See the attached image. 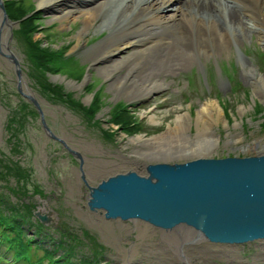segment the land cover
Segmentation results:
<instances>
[{
    "label": "rangeland",
    "instance_id": "1",
    "mask_svg": "<svg viewBox=\"0 0 264 264\" xmlns=\"http://www.w3.org/2000/svg\"><path fill=\"white\" fill-rule=\"evenodd\" d=\"M20 1L28 6V10L39 6L38 0ZM108 6L107 8H111V3H109ZM39 7L41 10L39 11L41 12L40 17L34 21V23L37 24V29L30 32L31 37L40 42V47L53 51L77 54V60L64 61L63 63L60 61L57 69L59 71L52 74H48L44 71L42 75L43 79L49 83V86L52 88H58L60 90L62 88V90L66 92L74 93L76 97H85L88 93H86L82 87L80 88L78 84L83 71H80L81 68H77V65L82 62V65H85V67L87 66L92 72L91 76L93 77L91 78H94V80L93 82L91 81V83L96 84L94 90L98 87L103 88L101 84L103 81L106 82L104 90L99 91L98 96H101L102 100L106 103V105L103 104L100 107V110L103 114L108 116L111 109L115 106L113 103L107 102L111 97L107 96L106 88L111 95H113L112 92L116 90L111 87V81L107 77L102 74V76L100 75L97 68H91L93 63L92 60L83 53V49L87 46L83 45L82 47H76L78 43V34L83 27L81 17H79L80 19L69 20V24L68 22H65V24L62 20L55 18V16L46 9L45 5H40ZM109 17L111 18V16ZM100 24L102 28H99ZM110 25L111 22L109 23L107 20H104V17L98 23H94V26L90 29L89 43L92 44L94 42L93 40L98 33L106 32V35L103 37L105 38L109 34ZM250 25H252V23ZM5 32L9 35V30H5ZM247 34L249 37L246 40L240 44L234 43L232 45L230 49L231 53L225 51L224 54L216 55L211 59L202 58L203 64L213 60L217 62V65L222 67H224L227 62L229 64L233 63L236 66L238 65L236 75L232 74L234 73L233 70L226 69L229 64H227L223 71L220 69L218 74H214L216 92H214L213 96L208 95L204 86L202 63L194 61L190 66H185L180 71L161 76L172 89L164 91V88H160L159 91L153 94L152 98L145 106L138 107L133 111L138 119L141 118L142 123L138 125L141 130H129V125H121L115 121H111L110 123L103 122L104 128L112 134V138L104 135V132L100 131V129L91 126L89 120H82L79 114L74 113L67 106L48 101L39 95L35 81L36 74L38 75L41 71H36L31 65L30 59L26 53L28 44L22 35H13L10 45L16 54H18L24 65L26 72L24 77L26 87L34 91L36 96L42 101L46 120L58 135L86 155V170L88 167L94 169L93 177H91L88 171L87 172L90 182L95 184L99 182V178H104L110 173H113L114 170L112 168L117 169L127 166L117 165L103 170L104 167L99 163L100 161L103 162L116 157L115 154L117 153V149L121 147L123 143H126L125 141L130 137L138 134L149 137L162 133L169 129V123H173L178 114L188 112L190 109L192 113H196L197 109H199L205 101L212 98L217 99V95L225 101V103L223 102V104H225L224 108L230 113L228 120L231 125L229 129L233 133L237 130L242 131L245 137L244 141H252V139L257 136L264 137V112L255 114V104L251 106L253 100L257 102L260 97H258V91L256 94L254 90L255 86L253 87L251 83L246 81L248 76L243 70L245 63L240 61V58H244L247 53H250L254 56L255 60L260 63L262 68H264V54H259V50L264 51V42L259 41L255 33L248 32ZM250 46H252L251 49H249ZM245 59L254 61V59L250 58ZM32 73L35 76H33ZM228 74H232L231 77L234 80L231 79ZM55 76H64L66 80H77L76 87H72L66 83L65 80H61L59 77ZM228 78L232 80L233 86L236 80L242 83H239L236 87L238 95L240 96L237 107L235 106L236 102H234L235 94L229 88ZM189 83L191 84L190 86L188 85ZM23 102H27V100L17 91L13 66L0 56V158H2V160H0V167L3 169L5 166L13 167L17 164L25 170H28L29 175V180H26V186L23 187L25 190H23V192L17 190L19 181L14 174L7 177L8 184H6L7 182L5 179L2 178V181L0 180L1 183L3 182L2 186H5L2 187V190L11 196L12 202L20 203L26 200L31 203V209L34 210L39 203L35 195V190L37 189L35 186L38 185L44 191L46 196L44 199L60 212L61 222L64 228L74 231L79 238L82 237L84 240L85 244L80 248L81 253L77 252L78 255H75L73 259L74 262L85 257L91 258L93 255L96 259L97 257L91 247V243H93L99 254V264H124L125 257L123 256L124 250L122 248L127 246V244H125L127 240L135 239L133 233L131 234L129 231L122 229L126 224L121 222L122 225H120L119 221L105 220L101 214L89 212L88 209L85 208L86 187L78 178V163L75 162L70 153L60 142L46 136L40 125L39 117L35 113L29 114V110L23 107ZM240 106L247 108L245 116L249 124L234 128L233 124L236 122L234 118L240 119L239 121L243 119L241 121L242 123L246 120L245 117L240 118ZM14 110H16L15 113L17 114V118L16 124H14L13 127L18 134L15 137L17 140L10 138L14 132H12V130H7L9 118L12 117V112ZM152 115H155L154 120L151 119ZM93 123H95V121H93ZM95 125L99 126L98 123ZM217 129H219L222 135L226 134V130H228L221 122H217ZM101 150L105 153H97ZM224 151L226 150H221V152ZM107 153L111 154L108 155ZM220 154L223 155L224 153ZM122 170L123 169L120 171ZM6 171L7 169L4 170V172ZM7 185L9 188L14 187L15 189H9L6 187ZM10 190H13L12 193ZM120 229L124 232L123 235H121ZM83 230L88 231L93 236V239H87V237L82 234ZM244 247H246L245 250H241V261H228L224 256H215L213 258L210 257L208 261L206 258L202 257V261H199V263L196 261V263L209 264V262L212 261L215 264H264L262 256L261 258L258 257L260 249H257L254 244ZM0 250L2 254L0 255V264H8L7 260H12L14 264H28L31 260L33 261V259H20V261L15 262V259L13 260V252L9 251L7 246L0 247ZM141 253L142 250H140L139 254L133 256L132 262L129 264H178L176 261L172 262L169 257H163L158 260L152 259V261H140L139 259L141 258L138 257ZM31 254L30 256L34 258L33 252H31Z\"/></svg>",
    "mask_w": 264,
    "mask_h": 264
},
{
    "label": "bare ground",
    "instance_id": "2",
    "mask_svg": "<svg viewBox=\"0 0 264 264\" xmlns=\"http://www.w3.org/2000/svg\"><path fill=\"white\" fill-rule=\"evenodd\" d=\"M201 1L199 11L192 8V3ZM232 2L236 3L233 4ZM108 8L104 20H107L109 34L101 39L89 43L90 29L94 21L100 16L104 7ZM38 0V5H45L55 18L64 23L72 19H80L83 22L82 30L78 34L76 47L87 46L83 53L92 60V68H97L100 75L111 79V87L118 93L135 98L144 96L154 90L166 86V80L162 75L177 72L185 66H190L194 61H201V56H214L223 49L229 50L231 43L239 39H232L230 31L235 28L257 34L259 41L264 42V30L257 19L256 6L262 7L264 12V0ZM230 4L229 20L223 17V8ZM237 6V8L235 7ZM221 7V12L219 10ZM245 19L241 20L240 15ZM234 23L231 17H235ZM111 16V18L109 17ZM199 17V22L195 18ZM109 18V19H108ZM66 24V23H65ZM102 28L101 24L99 28ZM211 29L212 38L209 39L207 31ZM5 38L2 44L5 47ZM83 41V42H82ZM239 42V41H238ZM124 71V72H122ZM250 80L254 84L258 97L264 95V74L258 73L256 68L250 69ZM101 75V76H102ZM65 80L72 87H76V81ZM250 81V82H251ZM262 94V95H260ZM262 99V97H261ZM241 114L247 111L240 107ZM155 119V115L151 116ZM234 128L242 126V122L235 120ZM217 122L224 124L228 130L222 135L217 129ZM231 124L225 117L218 100L205 101L196 115L184 112L178 114L173 123H169V129L157 135L149 137L142 134L130 137L126 143L117 149L116 157L106 161H100L105 170L117 165H127L122 168H112L114 173L123 169L132 168L141 175L147 174V166L155 163H181L186 160H194L199 157H221L220 153H234L236 155L254 153L264 154V137L257 136L252 141H244L242 131L233 133ZM130 149V150H129ZM125 150V152H124ZM221 150H226L221 152ZM97 153H105L103 150ZM110 155L109 153H107ZM229 155V154H228ZM120 169V170H119ZM91 177L93 168H87ZM101 181L102 177L99 178ZM130 227L136 231L135 242H130L124 249L125 259H131L139 253L142 246L149 244L145 249L147 256L153 254L169 255L172 262L176 260H194L199 253L205 257L224 256L233 261L241 259V247L231 244L207 243L203 237H199L193 229L179 225L170 232L155 227L144 221H135ZM148 239L151 241L149 242ZM199 247V252L187 253L185 245ZM157 245V251L152 245ZM264 251V240L255 244ZM183 249L181 251L180 249ZM189 248V247H188ZM183 253V254H182ZM199 255V256H200ZM184 256V257H183ZM264 259V252L259 253Z\"/></svg>",
    "mask_w": 264,
    "mask_h": 264
},
{
    "label": "water",
    "instance_id": "3",
    "mask_svg": "<svg viewBox=\"0 0 264 264\" xmlns=\"http://www.w3.org/2000/svg\"><path fill=\"white\" fill-rule=\"evenodd\" d=\"M12 24L0 0V31ZM7 49L0 44V53L15 65L22 91L20 60ZM70 150L82 159L80 152ZM146 170L147 175L117 173L91 187L90 206L106 209V217L139 218L166 230L190 226L215 242L264 238V154L162 162ZM35 214L46 224L58 222L52 209L39 208Z\"/></svg>",
    "mask_w": 264,
    "mask_h": 264
},
{
    "label": "trees",
    "instance_id": "4",
    "mask_svg": "<svg viewBox=\"0 0 264 264\" xmlns=\"http://www.w3.org/2000/svg\"><path fill=\"white\" fill-rule=\"evenodd\" d=\"M5 5H6V9H7L9 16L13 20H20L26 14H28L29 12L33 10V9L28 10L27 9L28 6H26L25 3H23L20 0H6ZM39 17H40V12H36L32 16L23 20L21 24V29L23 30V33L25 35L27 42L30 44V49L32 50V54H34L36 66L42 71L44 70L56 71L60 63L58 59L57 51H53L47 48L40 47L39 46L40 42L38 40H34L30 34V32H33L35 29H37V24H35L34 21H36V19H38ZM43 83H46V81H43ZM95 105H96L95 108H98L99 106L98 102H96ZM116 121L120 122L122 125H129L132 123L133 120L129 116V114H124L120 112L118 114V117L116 118ZM129 130L137 131L139 130V128L130 126ZM1 205H2V202L0 201V210H1ZM8 237L12 239L13 243H16L19 245L25 244L23 241L20 240V236L16 234H13ZM22 245H21L20 251L23 248Z\"/></svg>",
    "mask_w": 264,
    "mask_h": 264
}]
</instances>
